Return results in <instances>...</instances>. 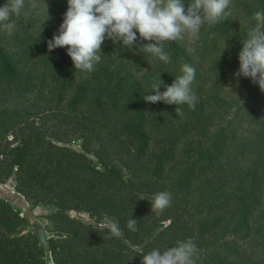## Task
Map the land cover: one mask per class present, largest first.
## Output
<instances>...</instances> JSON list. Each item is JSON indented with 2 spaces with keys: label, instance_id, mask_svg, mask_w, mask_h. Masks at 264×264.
Here are the masks:
<instances>
[{
  "label": "trees",
  "instance_id": "trees-1",
  "mask_svg": "<svg viewBox=\"0 0 264 264\" xmlns=\"http://www.w3.org/2000/svg\"><path fill=\"white\" fill-rule=\"evenodd\" d=\"M239 6L243 21L228 8L198 36L165 42L167 63L139 50L150 41L132 49L106 39L92 72L74 68L67 46L48 51L67 0H24L15 29L0 27V182L14 177L32 208L53 206L44 214L58 233L47 238L52 264H141L140 250L189 238L196 264H264V92L234 76L264 0ZM184 63L196 69L195 109L178 105L181 116L174 104L143 99ZM49 120L61 130L54 137ZM160 191L171 205L151 212ZM104 218L123 235L110 238ZM27 224L0 196V264H47Z\"/></svg>",
  "mask_w": 264,
  "mask_h": 264
},
{
  "label": "clouds",
  "instance_id": "clouds-1",
  "mask_svg": "<svg viewBox=\"0 0 264 264\" xmlns=\"http://www.w3.org/2000/svg\"><path fill=\"white\" fill-rule=\"evenodd\" d=\"M230 3L231 0H188L185 7V0H67V11L58 34L47 42L48 51L67 46L74 68L92 72L101 60L106 39L122 42L123 47L132 49L138 46V41H150L139 50L167 63L171 58L164 50L165 42L182 40L186 34L198 36L205 23L214 25L231 14L226 11ZM23 8L24 0H6L0 6V27L9 32L14 30L13 16L18 17ZM254 20L238 53L239 68L234 76L237 80L241 76L251 79L264 92V11L255 12ZM195 76V67L184 63L181 75L175 77L171 85L160 91L162 81L154 83L150 91L154 94L144 95L143 99L149 103L174 104L176 114L182 116L184 113L178 105L187 104L195 109L198 100L191 87ZM171 202V193L157 192L150 201L151 212H163ZM126 227L137 231V220L130 218ZM106 228L110 238L123 235L115 219L110 220ZM198 252L189 238L163 250L155 248L147 253L140 250L141 264H196Z\"/></svg>",
  "mask_w": 264,
  "mask_h": 264
},
{
  "label": "rangeland",
  "instance_id": "rangeland-1",
  "mask_svg": "<svg viewBox=\"0 0 264 264\" xmlns=\"http://www.w3.org/2000/svg\"><path fill=\"white\" fill-rule=\"evenodd\" d=\"M250 1L251 0H231L229 9L236 13L240 21H243L245 18V11L239 5L243 4L247 6L249 5ZM46 128L48 133H54L52 134V137H54L55 133H61V130H58L57 126L53 123V120L46 122ZM71 143L76 148L79 147V142L77 140H71ZM14 182V177L9 178L5 182H0V196L7 199L14 206L18 207L27 217L28 224L26 225L25 229H31L37 233L40 243L47 250L46 262L47 264H52L51 256L49 255L47 248V238L51 235H58V233L52 232L49 222L44 218V214L53 209V206L42 205L32 208L23 195L16 191L14 188ZM71 214L83 217L85 220L93 222V219H91L87 213L72 211ZM100 222L102 225H106L109 220L104 218Z\"/></svg>",
  "mask_w": 264,
  "mask_h": 264
}]
</instances>
